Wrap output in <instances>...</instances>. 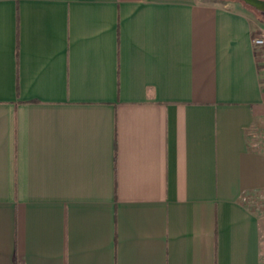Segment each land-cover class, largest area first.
<instances>
[{
    "label": "crops",
    "instance_id": "1",
    "mask_svg": "<svg viewBox=\"0 0 264 264\" xmlns=\"http://www.w3.org/2000/svg\"><path fill=\"white\" fill-rule=\"evenodd\" d=\"M261 32L244 0H0V264H264Z\"/></svg>",
    "mask_w": 264,
    "mask_h": 264
},
{
    "label": "built area",
    "instance_id": "2",
    "mask_svg": "<svg viewBox=\"0 0 264 264\" xmlns=\"http://www.w3.org/2000/svg\"><path fill=\"white\" fill-rule=\"evenodd\" d=\"M253 47L259 51L260 60L264 65V32L255 34L252 38Z\"/></svg>",
    "mask_w": 264,
    "mask_h": 264
},
{
    "label": "water",
    "instance_id": "3",
    "mask_svg": "<svg viewBox=\"0 0 264 264\" xmlns=\"http://www.w3.org/2000/svg\"><path fill=\"white\" fill-rule=\"evenodd\" d=\"M244 1H246L248 4H250V5H252V6H254V7H256V8H258V6H256L253 2H251L250 0H244ZM253 1H256V2H258V3H262V4H264V1H259V0H253ZM258 9H260V8H258ZM261 10H264V9H261Z\"/></svg>",
    "mask_w": 264,
    "mask_h": 264
},
{
    "label": "bare ground",
    "instance_id": "4",
    "mask_svg": "<svg viewBox=\"0 0 264 264\" xmlns=\"http://www.w3.org/2000/svg\"><path fill=\"white\" fill-rule=\"evenodd\" d=\"M250 1L253 2L256 6H258V8H260V9H264V4H262V3H258V2L253 1V0H250Z\"/></svg>",
    "mask_w": 264,
    "mask_h": 264
}]
</instances>
